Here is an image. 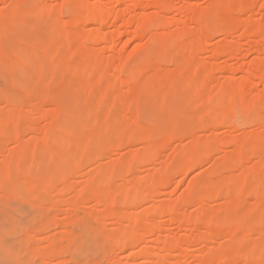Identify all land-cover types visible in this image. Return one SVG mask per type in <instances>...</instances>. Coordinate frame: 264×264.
Masks as SVG:
<instances>
[{
    "label": "rangeland",
    "instance_id": "374dc122",
    "mask_svg": "<svg viewBox=\"0 0 264 264\" xmlns=\"http://www.w3.org/2000/svg\"><path fill=\"white\" fill-rule=\"evenodd\" d=\"M236 1L0 0V264H264V0Z\"/></svg>",
    "mask_w": 264,
    "mask_h": 264
},
{
    "label": "bare ground",
    "instance_id": "6f19581e",
    "mask_svg": "<svg viewBox=\"0 0 264 264\" xmlns=\"http://www.w3.org/2000/svg\"><path fill=\"white\" fill-rule=\"evenodd\" d=\"M161 1H162V0H161ZM213 1L215 2L216 0H213ZM218 1H219V0H218ZM226 1L230 2V0H226ZM163 2H167V1H163ZM232 2H233V0H232ZM236 2H238V1H236ZM239 3H240L241 5H243V4L246 5V4L248 3V1H247V0H241L240 2H238V4H239ZM213 4H214V3H213ZM240 4H239V5H240ZM156 5H157V4H156ZM156 5H155V6H156ZM158 5H161V3H159ZM167 5H168V4H167ZM225 5H226V4H225ZM230 5H234V4L231 3ZM245 5H243V6H245ZM161 6H162V5H161ZM169 6H170V5H169ZM214 6H215V4H214ZM163 7H164V5H163ZM215 7H216V6H215ZM223 7H224V6H223ZM238 7H241V8H242V6H236V9H237ZM246 7H247V6H245V8H246ZM77 8H78V7H76V9H77ZM166 8H167V6H166ZM230 8H231V7H230ZM101 10H102L101 8H95V11H94V9H93V12H94L93 15H95V19H93L92 24L90 23V25H89L90 27H92V26H96V25H101V24L103 23L104 19H103L102 15H101V13H102L103 10H102V11H101ZM166 10H167V9H166ZM169 10H170V9H169ZM238 10H240V8H239ZM241 10H242V9H241ZM100 11H101V12H100ZM78 12H79V11H78ZM40 13H41V11H40ZM40 13H39V14H40ZM74 13H75V14H73V17H74V16H75V17H74V19H72L73 22L71 21V23H74V20L77 19V18H76L77 15H78V14H76V13H77V10L74 11ZM25 14H27V13H24L23 15H25ZM39 14H37V15H39ZM81 14H82V13H81ZM41 15H42V14H41ZM79 15H80V13H79ZM14 16H15V15H14ZM19 16H20V15H19ZM25 16H27V15H25ZM28 16H31V15L28 14ZM31 17H32V16H31ZM37 17H38V16H37ZM202 17H203V16H202ZM38 18H39V17H38ZM75 18H76V19H75ZM199 18H200V17H199ZM50 19H52V18H50ZM153 19H154V18H153ZM22 20H23V19H22ZM151 20H152V18H151ZM76 21H77V20H76ZM143 21H144V20H143ZM224 21H225V20H224ZM194 22H196V21L194 20ZM225 22L227 23V24L225 23V26H222V27L220 26V29H221L220 32H221L223 35H226V34L228 33V30H229V29H232V30H233V29H234V30L237 29V28H236L237 25H238L237 23H236L237 25H236V27H235V24L231 23V21H230V22H229V21L227 22V20H226ZM76 23H77V22H76ZM135 23L137 24V28H136V32L134 33V34H135L134 36H135V38H138V37H141L140 35H144V32L146 31V30H145L146 27H145V24H144L142 21H140V22H139V21H138V22L135 21ZM145 23H146V22H145ZM148 23H150V26H151V23H152V22L149 21ZM53 25H54V24H53ZM246 26H247V25H246ZM241 27H242V26H241ZM243 28H244V26H243ZM18 30H19V29H18ZM242 30H243V29H242ZM243 32H244V30H243ZM57 33H58V32H57ZM229 33H230V32H229ZM229 33H228V34H229ZM59 34H60V33H59ZM203 34H205V33H203ZM222 34H219V35H222ZM228 34H227V35H228ZM204 37H205V36H204ZM202 38H203V37H201V39H202ZM205 38H206V37H205ZM207 38H208V37H207ZM223 38H224V37H223ZM108 39L113 41V37H112V36H110ZM153 44H154V43H153ZM158 44H159V43H158ZM222 49H223V48H222ZM227 50H228V49H227ZM227 50L224 48V51H223V52H225V51H226V52H225V53H222V54H226V53H229V52H230L229 50H228L229 52H228ZM21 51H22V50H21ZM21 51H20V52H21ZM23 51H24V50H23ZM27 53H29V52H27ZM175 54H176V53H175ZM187 54H188V53H187ZM189 54H190V53H189ZM177 55H178V54H177ZM21 56H22V54H21ZM170 57H172V58L174 59L175 56H172V55H171ZM177 57H178V56H177ZM181 57H182V55H181ZM187 57H188V56H187ZM165 58L167 59V57H165ZM168 58H169V57H168ZM189 58H190V57H189ZM189 58H188L187 61H188V64H190V66H191V63H190ZM17 59H18V58H17ZM169 59H170V58H169ZM181 59H182V58H181ZM184 59H185V58H184ZM190 59H191V58H190ZM0 60H1V59H0ZM175 60H178V58L176 59V57H175ZM179 60H180V57H179ZM179 60H178V62H179ZM144 61H145V60H144ZM168 61H169V60H168ZM172 61H173V60L171 59L170 62H172ZM185 61H186V60H185ZM191 61H192V60H191ZM174 62H175V61H174ZM182 62H183V61H181V63H182ZM172 63H173V62H172ZM175 63L177 64V62H175ZM184 63H185V64H184ZM184 63H183L182 66H185V67H183V68L186 69V68H187V65H186L187 63H186V62H184ZM1 64H2V63H1ZM3 64H4V63H3ZM45 64H46V63H45ZM121 64H122V63H121ZM178 64H179V63H178ZM174 65H175V64H174ZM39 66H40V65H39ZM157 66H158V65H157ZM193 66H194V64H193L191 67H193ZM34 67H35V66H34ZM41 67H43V66H41ZM88 67H89V68H87L88 73H86V74H88V75H87V78L91 81L93 78H95L96 76H98V74H97L96 72H94V70H93V66H91V64H89ZM106 67H107V66H106ZM191 67H190V68H191ZM190 68H189V69H190ZM37 69H38V68H37ZM40 69H41V68H40ZM75 69H76V68H75ZM147 69H148V68H147ZM196 69H197V68H196ZM203 69H204V68H203ZM44 70H45V69H44ZM72 70H73V69H72ZM76 70L78 71V69H76ZM76 70H75V71H76ZM120 70H121V69H120ZM201 70H202V68H201ZM50 71H51V69H50ZM77 71H76V72H77ZM195 71H196V70H195ZM39 72H40V70H39ZM72 72H73V71H72ZM86 72H87V71H86ZM193 72H194V71H193ZM2 73H3V72H2ZM40 73H41V72H40ZM36 74H37V73H36ZM95 74H96V76H94ZM193 74H194V73H193ZM38 75H39V74H38ZM190 76H191V75H190ZM192 77H193V76H192ZM72 78H74V77H72ZM96 78H97V77H96ZM194 78H195V77H194ZM197 78H198V77H197ZM195 79H196V78H195ZM74 80H75V79H74ZM188 80H190V79H188ZM75 81H76V80H75ZM190 81H191V80H190ZM192 81H194V80H192ZM192 81H191V84L193 83ZM85 82H86V81H85ZM72 83H73V82H72ZM86 83H88V82H86ZM194 83H196V81H194ZM25 85H26V84H25ZM12 86H13V85H12ZM225 87H226V86H225ZM226 88H227V87H226ZM228 89H230V87H228L227 90H228ZM160 90H161V89H160ZM225 90H226V89H225ZM225 90L223 89V91H225ZM230 90L232 91L233 89L231 88ZM110 91H111V90H110ZM112 91H113V90H112ZM112 91H111V92H112ZM236 91H238V90H236ZM236 91H234V92H236ZM5 92H6V91H5ZM222 93L224 94V92H222ZM231 93H233V92H231ZM231 93H230V94H231ZM237 93H238V92H237ZM112 94H113V93H112ZM101 95H102V94H101ZM34 96H35V95H34ZM102 96H103V95H102ZM102 96H100V98L105 97V96H103V97H102ZM106 96H108V95L106 94ZM229 96H231V95H229ZM218 97H219V96H218ZM157 98H158V97H157ZM221 98H223V97L220 96V99H221ZM224 98H226V97H224ZM101 101H102V99H101ZM98 102H99V101H98ZM225 102H226V101H225ZM227 102H228V101H227ZM99 103H101V102H99ZM99 103H98V105H97V104H96V105L99 106ZM101 104H102V103H101ZM101 104H100V105H101ZM227 104H228V103H227ZM258 104H259V103H258ZM261 104H262V102H261ZM263 104H264V102H263ZM263 104H262V106H263ZM244 105H245V104H244ZM244 105H243V106H244ZM259 105H260V104H259ZM256 106H257V105H256ZM260 106H261V105H260ZM260 106H259V107H260ZM244 107H246V106H244ZM94 108H95V106H94ZM94 108H93V109H94ZM96 108H97V107H96ZM252 108H253V107H250V109H252ZM256 108H257L256 111H257L258 109H261V108H258V107H256ZM224 110H225V109H224ZM229 110H230V109H228L227 111H229ZM253 110H254V109H253ZM94 111H95V110H94ZM96 111H97V110H96ZM221 111H222V110H221ZM221 111H220V112H221ZM225 111H226V110H225ZM225 111H222L221 113H219V114L216 115V116L214 115V116L212 117V120H214V122H216V123L218 122V124H222L221 121H224V120L226 119L227 114H228L227 111H226V113L224 114ZM154 112H155V111H154ZM150 113H151V112H150ZM127 114H128V113H127ZM129 114H130V113H129ZM153 114H154V113H153ZM155 114H157V113H155ZM149 115H150V114H149ZM149 115H148V116H149ZM157 115H158V114H157ZM145 116H146V114H145ZM224 117H225V118H224ZM228 118H229V117H228ZM229 120H230V118H229ZM17 121H18V119H17ZM135 121H136V120H135ZM149 121H150V120H149ZM227 121H228V119H227ZM67 122H69V121H67ZM67 122H65V123H67ZM110 122H111V121H110ZM135 124H136V123H135ZM67 125H71V124L69 123V124H67ZM115 125H116V124H115ZM166 126H168V125H166ZM166 126L164 125V127H166ZM111 127H112V126H111ZM164 127H163V128H164ZM49 128H50V126H49ZM49 128H48V129H49ZM64 128H65V127H64ZM114 128H115V127H114ZM166 128H167V127H166ZM164 129H165V128H164ZM167 129H168V128H167ZM171 129H172V128H171ZM171 129H170V130H171ZM112 130H113V128H112ZM174 130H175V129H174ZM73 131H74V130H73ZM78 131H79V130H78ZM112 132H113V131H112ZM109 133H110V132H109ZM47 135H48V134H47ZM100 135H102V134H100ZM48 136H49V135H48ZM101 140H102V139H101ZM87 141H88V140H87ZM94 141H95V140H94ZM85 142H86V141H85ZM60 143H62V142H60ZM62 144H63V143H62ZM245 144H246V143H245ZM63 145H64V144H63ZM85 145H86V144H85ZM240 145H241V143H240ZM242 145H243V147H244V144H242ZM238 146H239V145H238ZM56 147H57V146H56ZM56 147L53 146V148H56ZM240 147H241V146H239V148H240ZM249 147H250V146H249ZM257 147H258V146H257ZM257 147H256V148H257ZM2 148L5 149V147H2ZM53 148H52V149H53ZM89 148H90V147H89ZM91 148H92V147H91ZM97 148H99V147H97ZM201 148L203 149V147H201ZM57 149H58V150L55 149V151H59V148H57ZM190 149H191V148H190ZM192 149H193V148H192ZM248 149H249V148H248ZM258 149H261V150H262L263 148H258ZM83 150H85V149H83ZM188 150H189V149H187L186 151H188ZM241 150H242V149H241ZM18 151H19V149H18ZM53 151H54V150H53ZM244 151H246V150L244 149ZM247 151H248V150H247ZM247 151H246V152H247ZM90 152H91V150H90ZM99 152H100V151H99ZM105 152H106V151H105ZM182 152H183V151H182ZM201 152H202V151H201ZM248 152H249V151H248ZM252 152H253V151H252ZM20 153H21V152H20ZM23 153H24V152H23ZM82 153H83V152H82ZM151 153H152V152H151ZM151 153H150V155H151ZM179 153H180V152H179ZM183 153H184V152H183ZM239 153H240V152H239ZM239 153H237L238 156L240 155ZM71 154H72V153H71ZM88 154H89V153H88ZM152 154H153V153H152ZM262 154H263V153H262ZM51 155H52V152H51ZM54 155H55V154H54ZM89 155H90V154H89ZM93 155H94V153H93ZM61 156H62V155H60L59 157H57V158H59V159H57V160H61V159H60ZM86 156H87V155H86ZM90 156H91V155H90ZM179 156H180V155H179ZM238 156H237V157H238ZM62 157H63V156H62ZM148 157H150V156H148ZM237 157H236V158H237ZM240 157H241V156H240ZM92 158H93V157H92ZM92 158H91L90 160H92ZM100 158H101V157H100ZM194 158H195V157H194ZM63 159H64V158H63ZM63 159H62V160H63ZM172 159H173V158H172ZM198 159H199V158H198ZM88 160H89V159H88ZM93 160H95V159H93ZM240 160H241V159H240ZM123 161H124V160H123ZM240 162H242V161H240ZM57 163H58V161H57ZM60 163H61V161H60ZM62 163H63V162H62ZM153 163H154V162H153ZM238 163H239V162H238ZM119 164H120L119 167L122 166V168H123L124 165H122V164H124V162L121 161V163H119ZM184 164H185V163H184ZM125 165H126V162H125ZM177 165H178V164H177ZM181 165H182V164H181ZM57 166H58V165H57ZM64 166H65V165H64ZM182 166H183V165H182ZM59 167H60V164H59ZM166 167H167V166H166ZM166 167H165V168H166ZM238 167H239V166H238ZM122 168H121V169H122ZM173 168H174V166H173ZM126 169H127V168H126ZM171 169H172V168H171ZM171 169H169V170H171ZM237 169H238V168H236V170L234 169V172L232 171V172L234 173L233 175H236V172L240 171V170L237 171ZM124 170H125V169H124ZM160 170H161V169H160ZM165 171H166V169H164L163 172H165ZM113 172H114V171H113ZM113 172H111V173L113 174ZM160 172H161V171H160ZM105 175H106V174H105ZM107 175H109V174H107ZM107 175H106V176H107ZM102 176H104V174H103ZM108 177H109V176H108ZM108 177H107V179H108ZM109 178H110V177H109ZM24 179H25V178H24ZM24 179H22V180H24ZM37 184L39 185V183H37ZM40 185H41V183H40ZM36 187H37V186H36ZM140 187H141V186H140ZM202 188H203V187H202ZM197 189H198V188H197ZM34 190H35V188H34ZM194 190H195V189H194ZM98 192H100V191H98ZM98 192H97V193H98ZM103 192H105V191H102V193H103ZM202 193H203V192H202ZM202 193H200V194L202 195ZM31 194H32V193H31ZM120 194H121V193H120ZM122 194H123V193H122ZM203 194H205V193H203ZM94 195H96V194H94ZM103 195H104V193H103ZM111 195H113V194H111ZM201 195H200V196H201ZM32 196H33L34 198L38 197L37 192H34V191H33ZM92 196H93V195H92ZM97 196H102V194L96 195V196H94V197L96 198ZM104 196H105V195H104ZM104 196H102V197H104ZM102 197H101V198H102ZM116 197H117V195H116ZM116 197H114V198L116 199ZM121 197H122V196H121ZM127 197H128V196H127ZM182 197H183V196H182ZM185 197H186V195H185ZM238 197H239V196H238ZM38 198H39V197H38ZM41 198H42V197H41ZM92 198H93V197H92ZM111 198H112V197H111ZM122 198H123V197H122ZM128 198H129V197H128ZM180 198H181V197H180ZM107 199H108V198H107ZM118 199H119V198H118ZM126 199H127V198H126ZM126 199H124V201H125ZM182 199H184V200H186V201L189 200V202L187 201V202L189 203V205L194 204L195 201H196V199H195L194 197H186V198H182ZM201 199H202V198H201ZM104 200H105V199H104ZM138 200H139V199H138ZM177 200H178V199H177ZM180 200H181V199H180ZM199 200H200V199H199ZM101 201H102V200H101ZM108 201L112 203V205H109V206H113V205L115 206V203H114V202H115L116 200H114V202H113V200H108ZM127 201L129 202V200H127ZM197 201H198V200H197ZM134 202H135V200H134ZM178 202H179V201H177V203H178ZM182 202H183V201H182ZM105 203H106V202H105ZM105 203H104V204H105ZM130 204H131V203H130ZM134 205H136V204H134ZM179 205H180V204H179ZM109 206H108V207H109ZM119 206H120V205H119ZM122 206H123V205H122ZM122 206H121V207H122ZM138 206H139V205H138ZM163 207H164V206H163ZM169 207H171L169 210H172V211H174V212L176 211V213H178V212H177V211H178L177 209H178L179 207H178V206H175V203H174V205L172 204V205H170ZM189 207H190V206H189ZM155 208H156V209H154V210H151V209H150L151 213H150V212H149V213H150L151 215H153V214H156V215H157V213H160V211L163 212L162 209H160V211H159L158 207H155ZM164 208H165V210H166V209H167V205H166ZM164 208H163V209H164ZM157 209H158L159 212L157 211ZM110 210L112 211V208H111ZM118 210H119V209H118ZM129 210H130V209H129ZM123 211H124V209H123ZM126 211H128V210H125V213H126ZM172 211H171V212H170V211H167V212H168L167 214H170V213L172 214V213H173ZM134 212H135V211H134ZM165 212H166V211H164V214L167 215ZM128 213H130V212H128ZM123 214H124V213H123ZM164 214H162V215H164ZM171 214H170V215H171ZM173 214H174V213H173ZM125 215H126V214H124V216H125ZM158 215H159V214H158ZM165 215H164V216H165ZM121 216H123V215L120 214V216H119L120 218L114 220V221H115V224H116L117 226H120V225L122 224V220H123V218H122V220H121ZM171 219H172V218H171ZM180 219H181V218H180ZM134 220H135V219H134ZM169 220H170V218H169ZM112 221H113V220H112ZM137 221H138V222H137ZM137 221H135V223H134V227H132V228H133V233H134V234H133V236L131 237V240L129 239V241H131L130 243H133V244H136V243H137L138 238H139V236L141 235V233H144L145 231H146L145 233H147L149 230H150L149 232H151V228H149L150 226L147 228V227H145V226L143 225L144 223L142 224L143 220H140V222H139V220H137ZM141 221H142V222H141ZM177 221H178V220H177ZM179 221H181V220H179ZM187 221H188V220H187ZM194 221H196V220L194 219ZM194 221H192V222L195 223ZM110 222H111V221H110ZM190 222H191V221H190ZM113 223H114V222H113ZM131 223H132V222H131ZM186 225H187V223H186ZM190 226H191V225H190ZM193 228H194V227H193ZM152 230L155 231L154 228H153ZM239 231H240V230H239ZM243 231H244V230H243ZM145 233H144V234H145ZM131 235H132V234H131ZM240 235L242 236V232H241V233H240V232H239V233L236 232V234L233 235V238H237V237L240 236ZM166 236H168V235H166ZM241 236H240V237H241ZM140 237H141V236H140ZM179 237H180L179 240H181V241L184 240V239L186 238L184 234H183L182 236L180 235ZM184 237H185V238H184ZM167 238H170V236L167 237ZM183 238H184V239H183ZM238 238H239V237H238ZM238 238H237V239H238ZM126 239L128 240V238H126ZM243 239H244V238H243ZM164 240H165V239H164ZM235 241H236V240H235ZM117 242H118V241H117ZM167 242H168V241H167ZM127 243H128V242H127ZM127 243H126V244H127ZM163 243H164V242H163ZM188 243H189V242H188ZM118 244H119V243H118ZM128 244H129V243H128ZM133 244H132V245H133ZM172 244H174V243H172ZM116 245H117V244H116ZM132 245H131V246H132ZM176 245H177V244H176ZM129 246H130V244H129ZM134 246H135V245H133V247H134ZM136 246H137V244H136ZM166 246H167V247H166ZM124 247H125V246H124ZM165 247H166V248H165ZM165 247H164L165 250H166L165 252H170V254L172 253L173 249H175V247H172V245H171L170 243H168L167 245H165ZM179 247H180V246H179ZM128 248H129V247H128ZM161 248H162V246H161ZM180 248H181V247H180ZM180 248H179V249H180ZM234 248H235V247H234ZM260 248H261V247H260ZM262 249H264V247H262ZM176 250H177V251H176ZM175 251L178 252V249H175ZM232 251H234V250H232ZM236 251H237V250H236ZM236 251H235V252H236ZM173 252H174V251H173ZM179 252H180V251H179ZM166 254H167V253H166ZM170 254L168 253L167 255H170ZM231 254H232V253H231ZM167 255H166V256H167ZM244 255H245V254H244ZM260 255H261V254H260ZM262 255H263V254H262ZM166 256H165L164 264H173L174 262L177 263V260H178V258H179V257H178L179 255H178V256H177V257H178L177 260L174 259V261H173V259H171V258H167V257H169V256H167V257H166ZM252 256H253V255H252ZM170 257H171V255H170ZM263 257H264V256H263ZM248 259H249V258H248ZM210 261H211V260H210ZM258 261H259V260H258ZM262 261H264V259H263ZM259 262H260V261H259ZM208 263H209V262H208ZM178 264H182V263L178 262Z\"/></svg>",
    "mask_w": 264,
    "mask_h": 264
}]
</instances>
